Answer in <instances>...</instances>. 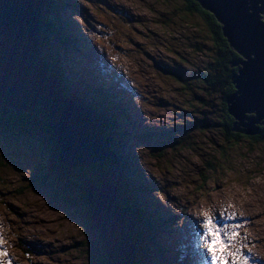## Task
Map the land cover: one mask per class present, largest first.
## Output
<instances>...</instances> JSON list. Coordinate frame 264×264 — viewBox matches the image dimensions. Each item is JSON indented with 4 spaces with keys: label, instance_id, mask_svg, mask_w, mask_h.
Here are the masks:
<instances>
[{
    "label": "rangeland",
    "instance_id": "374dc122",
    "mask_svg": "<svg viewBox=\"0 0 264 264\" xmlns=\"http://www.w3.org/2000/svg\"><path fill=\"white\" fill-rule=\"evenodd\" d=\"M67 1L58 12L61 28L72 39L68 58L63 54L66 67L101 74L107 83L125 88L134 103L137 131L129 140L131 152L150 186L148 211L167 217L158 235L167 249L165 263L176 259L185 241L192 251L187 262L212 264L204 247L207 212L229 231L238 225L235 248L249 257L248 264H264V144H249L244 136L239 144L226 143L220 126L185 138L190 149H172L173 142L163 136L143 137V130L167 129L177 138L179 123L214 121L221 115L220 93L194 77L210 69L215 54L209 26L187 11L184 0ZM260 19L264 22V13ZM59 48L65 51L54 40L52 52ZM48 52L46 58L52 55ZM240 57L235 61H247ZM167 69L189 84L177 82ZM10 111H1L2 117L17 115ZM36 129L0 132V252L8 253L0 255V264H101L98 235L82 208L70 201L81 198L75 183L80 180H71L75 186L69 192L57 176L44 185L35 183L37 169L51 158L42 140L26 132ZM89 168L73 169L74 176ZM162 258L135 257L133 262L162 264Z\"/></svg>",
    "mask_w": 264,
    "mask_h": 264
},
{
    "label": "water",
    "instance_id": "95a60500",
    "mask_svg": "<svg viewBox=\"0 0 264 264\" xmlns=\"http://www.w3.org/2000/svg\"><path fill=\"white\" fill-rule=\"evenodd\" d=\"M198 1L222 23L225 37L247 59L232 62L239 70L232 78L236 91L227 103L228 112L235 118L234 131L255 136L260 132L259 125L264 124V22L260 19L264 0ZM41 6L42 0H0L1 111L24 116L37 106L44 109L47 129L25 131L46 145L51 154L46 164L55 169L50 176L65 181L67 192L75 185L59 170L60 166L69 170L96 169V177H84L77 197L80 200L72 196L70 201L82 208L86 223L101 238L107 264H132L136 252L127 234L135 223L130 207L119 204L118 187L102 165L107 149L99 110L87 103L91 100L67 96L59 80L49 74L39 34ZM252 113L256 115L248 116Z\"/></svg>",
    "mask_w": 264,
    "mask_h": 264
},
{
    "label": "trees",
    "instance_id": "16d2710c",
    "mask_svg": "<svg viewBox=\"0 0 264 264\" xmlns=\"http://www.w3.org/2000/svg\"><path fill=\"white\" fill-rule=\"evenodd\" d=\"M186 9L191 14L199 15L203 21L209 26V33L211 35L212 45L215 47L214 57L210 63L208 71H202L194 77L201 79L205 82L210 89L215 88L220 93L219 101L221 104V115L216 120H197L200 123H179L175 127V132L179 133L177 138H172L171 133L167 130H144V138H160L165 137L168 141L173 142L170 147L190 149V142L183 141L185 138L193 137V132L205 133L207 128L213 126H220L221 132L224 134L226 143L236 145L241 142V138L249 144L258 143L264 144V124L259 125L260 132L255 136L243 135L234 131L235 118L228 112V98L236 91V87L232 82L233 75L238 73L239 66H233L232 62L240 59L239 52L230 44L229 40L225 37L223 32L222 23L216 16L205 9L198 0H184ZM67 0H42L41 10L39 11V26L40 36L43 40L44 49L42 57L48 65L49 74L58 79L64 93L70 92L72 98L82 99L89 94L93 102H87L91 107L98 108V117L102 122V136L104 139L105 148L107 149V157L102 164L107 170L109 180L118 187L117 197L121 206H129L131 209L130 217L135 223L134 229L127 234L128 238L133 239V246L136 252V259L148 258L150 255L162 256V264L165 263V256L167 257L166 247L158 241V235L162 232V225L167 217H163L156 211L150 212L148 209L150 205V186L144 176L140 173L139 169L134 162V156L131 153L129 140L133 131H137L136 114L134 112L133 101L129 96L117 85L107 83L105 79L96 72L77 71L73 77L70 78V66L66 67L65 59L68 58V52L72 39L61 28L59 21L60 16L58 12L63 9L67 4ZM200 3V4H199ZM56 16L53 20L52 17ZM53 34V36H51ZM54 40H58L61 45H64L65 51L61 48L52 52ZM70 43V44H69ZM65 44L67 46H65ZM69 46V47H68ZM51 51L52 55L46 58V52ZM48 52V53H49ZM65 54V59L64 55ZM68 64V62H67ZM173 69V68H172ZM172 69H167L168 74L177 82L189 84L188 79H184L181 75ZM165 70V68L163 69ZM99 81L100 84L93 82ZM207 88V93L209 92ZM128 88V87H127ZM87 91V92H86ZM206 91V90H205ZM84 93V94H83ZM210 93V92H209ZM84 98V99H83ZM202 102H208L201 97ZM85 101V100H84ZM3 114L0 110V132L7 133L17 131V128L22 127L29 130V128H45L47 129L45 111L42 107H35L34 112L25 114L24 116L9 113L8 116L2 117ZM126 125V127H125ZM29 127V128H27ZM211 130V129H210ZM25 131V130H24ZM180 135L182 137L180 138ZM176 137V135H173ZM212 167V165H209ZM39 169V172H38ZM37 169V180L35 183L44 185L50 174L54 172L53 169L48 168V163L42 165ZM59 170L64 173L68 181L72 179H79L78 187H82L83 178L87 175L96 177V169H86L85 173L81 172L79 178L74 175V170H69L65 167H59ZM70 177V178H69ZM72 183V182H71ZM73 184V183H72ZM74 185V184H73ZM157 206V205H156ZM154 208V207H153ZM154 210V209H153ZM166 227V226H165ZM96 245L98 246L97 257L102 261L101 264H107L105 250L102 246L101 238H97ZM150 247H152L150 249ZM183 253L181 261L186 263L187 253L183 251L182 247L179 248ZM178 249V250H179ZM96 257V258H97ZM174 263V262H172ZM132 264H139L134 261Z\"/></svg>",
    "mask_w": 264,
    "mask_h": 264
},
{
    "label": "snow or ice",
    "instance_id": "6c2138e0",
    "mask_svg": "<svg viewBox=\"0 0 264 264\" xmlns=\"http://www.w3.org/2000/svg\"><path fill=\"white\" fill-rule=\"evenodd\" d=\"M204 247L211 257L212 264H248L249 257L242 255L236 249L233 241L238 233L235 231L238 225H234L231 231L228 226H219L214 221V217L209 213H204ZM0 255L7 256L6 249ZM10 264V262H9Z\"/></svg>",
    "mask_w": 264,
    "mask_h": 264
},
{
    "label": "bare ground",
    "instance_id": "6f19581e",
    "mask_svg": "<svg viewBox=\"0 0 264 264\" xmlns=\"http://www.w3.org/2000/svg\"><path fill=\"white\" fill-rule=\"evenodd\" d=\"M199 4H200V3H199ZM263 13H264V11H263ZM72 68H73V67L70 66V71H72ZM73 70H75V69L73 68ZM53 77H54V76H53ZM122 90L125 92V94H127L125 89H122ZM130 91H131V90H130ZM101 123H102V122H101ZM143 133H144V130H143ZM181 244H182V243H181ZM185 248H186V247H185ZM182 254H183V253H180V255H178V256L176 257V259H174V260H175V261H179V262H181L180 259H181V255H182ZM115 257H117V256L115 255Z\"/></svg>",
    "mask_w": 264,
    "mask_h": 264
}]
</instances>
